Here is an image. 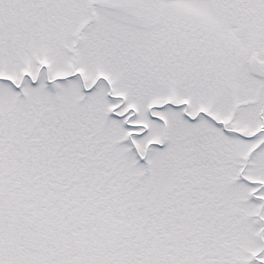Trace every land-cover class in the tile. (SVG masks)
Wrapping results in <instances>:
<instances>
[{"label": "snow or ice", "instance_id": "obj_1", "mask_svg": "<svg viewBox=\"0 0 264 264\" xmlns=\"http://www.w3.org/2000/svg\"><path fill=\"white\" fill-rule=\"evenodd\" d=\"M0 264H264V0H0Z\"/></svg>", "mask_w": 264, "mask_h": 264}]
</instances>
